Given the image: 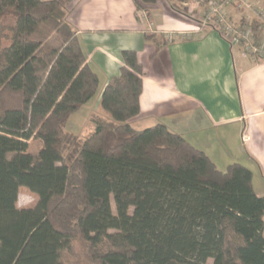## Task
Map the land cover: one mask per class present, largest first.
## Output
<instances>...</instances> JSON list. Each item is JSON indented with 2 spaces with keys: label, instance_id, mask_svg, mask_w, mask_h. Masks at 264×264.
Returning <instances> with one entry per match:
<instances>
[{
  "label": "trees",
  "instance_id": "trees-1",
  "mask_svg": "<svg viewBox=\"0 0 264 264\" xmlns=\"http://www.w3.org/2000/svg\"><path fill=\"white\" fill-rule=\"evenodd\" d=\"M71 1L0 0V264H70L75 244L81 264H264L251 172L218 170L164 125L129 123L142 89L133 51L101 93L108 118L91 117L81 143L66 133L98 89L66 19ZM21 187L33 208H16Z\"/></svg>",
  "mask_w": 264,
  "mask_h": 264
},
{
  "label": "crops",
  "instance_id": "crops-1",
  "mask_svg": "<svg viewBox=\"0 0 264 264\" xmlns=\"http://www.w3.org/2000/svg\"><path fill=\"white\" fill-rule=\"evenodd\" d=\"M176 5L156 0L138 12L134 0L71 1L67 22L98 77L95 107L107 83L119 75L121 53L133 51L142 69L139 114L129 121L133 128L164 125L218 170L232 164L247 168L254 193L264 196V57L249 56L224 40L215 25L199 26ZM238 11L228 8L234 23L251 16Z\"/></svg>",
  "mask_w": 264,
  "mask_h": 264
},
{
  "label": "rangeland",
  "instance_id": "rangeland-1",
  "mask_svg": "<svg viewBox=\"0 0 264 264\" xmlns=\"http://www.w3.org/2000/svg\"><path fill=\"white\" fill-rule=\"evenodd\" d=\"M176 3V2H175ZM264 0H261L260 4L253 5L254 8H264ZM205 4L200 3L199 5H176V7L185 15H188L190 18L199 21L203 15L205 10ZM233 11L239 12L236 5L230 6ZM252 19H255L252 17ZM264 24L259 25L253 30V41L256 45H264ZM99 95V91L96 96ZM95 96V97H96ZM95 97L86 105L83 106L78 112L72 114L68 119V122L65 127L66 133L75 136L78 142L84 139V137L93 131L94 126L91 123L90 115L96 114L98 116H102L108 118L106 114L101 110V108L95 107ZM138 129V126L135 127ZM75 154V147L72 144H68L64 150V159L68 161L70 156ZM71 156V157H72ZM37 203V197L35 194L28 191L26 188L21 187L18 191L16 208L17 209H29L33 208ZM112 213L115 214V210L113 204L111 203ZM75 251H79V254L75 252L71 255L70 264H81V260H83V256L81 257L82 247L79 244H75Z\"/></svg>",
  "mask_w": 264,
  "mask_h": 264
},
{
  "label": "built area",
  "instance_id": "built-area-1",
  "mask_svg": "<svg viewBox=\"0 0 264 264\" xmlns=\"http://www.w3.org/2000/svg\"><path fill=\"white\" fill-rule=\"evenodd\" d=\"M197 5L205 4V10L198 24L201 27L215 25L218 28L220 36L228 43L239 46L246 54L254 58L264 57V45H256L253 41L252 22L254 20L264 24V8H254V6L245 0H223L222 2L214 0H194ZM236 5L238 10H246L251 13L244 23H234L231 21L228 8ZM186 6V5H185ZM143 16L145 14L143 13ZM185 34V33H181ZM187 34V33H186ZM169 39L171 37H168Z\"/></svg>",
  "mask_w": 264,
  "mask_h": 264
}]
</instances>
